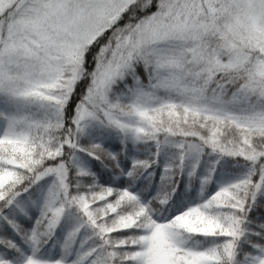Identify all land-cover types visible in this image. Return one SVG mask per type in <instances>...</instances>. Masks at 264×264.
Returning <instances> with one entry per match:
<instances>
[{
  "label": "snow or ice",
  "instance_id": "6c2138e0",
  "mask_svg": "<svg viewBox=\"0 0 264 264\" xmlns=\"http://www.w3.org/2000/svg\"><path fill=\"white\" fill-rule=\"evenodd\" d=\"M0 264H264V0H0Z\"/></svg>",
  "mask_w": 264,
  "mask_h": 264
}]
</instances>
